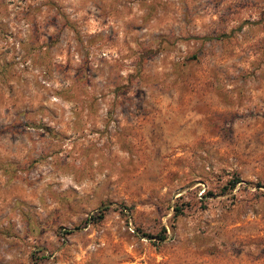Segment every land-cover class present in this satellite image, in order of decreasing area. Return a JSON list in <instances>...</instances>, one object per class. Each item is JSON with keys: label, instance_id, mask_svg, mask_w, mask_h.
Masks as SVG:
<instances>
[{"label": "rangeland", "instance_id": "rangeland-1", "mask_svg": "<svg viewBox=\"0 0 264 264\" xmlns=\"http://www.w3.org/2000/svg\"><path fill=\"white\" fill-rule=\"evenodd\" d=\"M0 264H264V0H0Z\"/></svg>", "mask_w": 264, "mask_h": 264}, {"label": "trees", "instance_id": "trees-1", "mask_svg": "<svg viewBox=\"0 0 264 264\" xmlns=\"http://www.w3.org/2000/svg\"><path fill=\"white\" fill-rule=\"evenodd\" d=\"M234 183V182H233Z\"/></svg>", "mask_w": 264, "mask_h": 264}]
</instances>
